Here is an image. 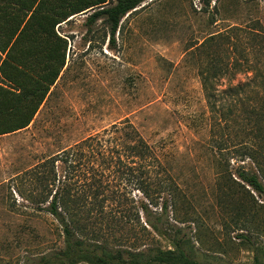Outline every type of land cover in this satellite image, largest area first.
I'll use <instances>...</instances> for the list:
<instances>
[{
	"label": "rangeland",
	"instance_id": "rangeland-1",
	"mask_svg": "<svg viewBox=\"0 0 264 264\" xmlns=\"http://www.w3.org/2000/svg\"><path fill=\"white\" fill-rule=\"evenodd\" d=\"M86 19L77 16L58 29L67 40L65 68L32 123L0 136V264H23L62 247L57 222L37 209L48 202L32 201L37 197L28 172L126 124L152 148L165 171L161 177L167 173L177 185L178 198L166 215L196 260L253 264L257 258L264 264V195L237 178L241 169L256 172L257 165L242 161L239 149L226 155L212 148L198 62L188 54L210 34L231 27L264 35V0H211L208 8L201 0H146L121 20L113 41L103 20L88 25ZM242 81L238 76L234 84ZM126 189L139 212L138 202L146 199ZM160 205L151 211L159 212ZM108 226L111 245L121 237L119 244L129 249L133 224ZM156 240L157 247L168 248Z\"/></svg>",
	"mask_w": 264,
	"mask_h": 264
},
{
	"label": "trees",
	"instance_id": "trees-1",
	"mask_svg": "<svg viewBox=\"0 0 264 264\" xmlns=\"http://www.w3.org/2000/svg\"><path fill=\"white\" fill-rule=\"evenodd\" d=\"M145 1L0 0V136L26 129L59 79L67 50L58 31L62 25L80 15H87L88 25L103 20L113 41L121 20ZM201 2L210 7L211 0ZM188 54L198 62L212 148L226 155L239 149L242 161L256 164V172L241 169L237 178L264 195V35L231 27L210 34ZM202 56L206 60L200 66ZM238 76L244 81L234 84ZM102 133L28 172L37 197L32 201L38 206L48 202L38 212L57 222L63 240L58 250L23 264H206L196 260L187 239L168 220L177 185L167 173L168 178L161 177L165 171L152 148L131 124ZM127 187L146 199L138 202L139 212L133 206L137 200L126 196ZM159 202V212L151 211ZM107 222L112 227L133 224L129 249L121 247V237L111 245ZM155 236L168 248L157 247ZM253 264L261 263L254 258Z\"/></svg>",
	"mask_w": 264,
	"mask_h": 264
}]
</instances>
